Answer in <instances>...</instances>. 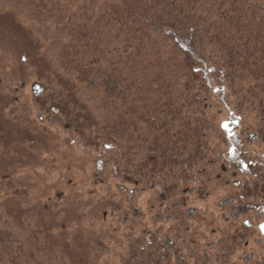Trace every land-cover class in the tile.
Segmentation results:
<instances>
[{
    "label": "trees",
    "instance_id": "1",
    "mask_svg": "<svg viewBox=\"0 0 264 264\" xmlns=\"http://www.w3.org/2000/svg\"><path fill=\"white\" fill-rule=\"evenodd\" d=\"M13 1L53 29L40 108L131 186V205L162 199L168 227L128 236L119 264H264V246L247 248L264 219V0ZM218 192L251 219L222 213L227 231L206 241L183 211ZM17 215L0 208V264H73L60 245L40 254Z\"/></svg>",
    "mask_w": 264,
    "mask_h": 264
},
{
    "label": "rangeland",
    "instance_id": "2",
    "mask_svg": "<svg viewBox=\"0 0 264 264\" xmlns=\"http://www.w3.org/2000/svg\"><path fill=\"white\" fill-rule=\"evenodd\" d=\"M30 26L41 32L37 45L30 43ZM52 31L48 24L31 22L30 13L15 1L0 0V208L18 214L16 228L38 245L40 254L46 256L60 245L73 264H119L128 236L144 229L161 235L168 227L166 220L157 222L162 199L158 191L146 190L131 205V186L119 182L111 168L97 165V150L87 151L69 139L53 121L50 105L40 108L48 73L40 55L54 47ZM82 99L93 103L87 96ZM218 114L215 124H225L227 112ZM222 168L229 175V169ZM216 196L204 202L189 200L183 211L206 241L228 229L221 217L228 208L218 207L226 194ZM136 214L138 219L131 222ZM211 214L217 219L210 220ZM260 219L254 223L257 234L247 245L250 252L264 246Z\"/></svg>",
    "mask_w": 264,
    "mask_h": 264
},
{
    "label": "flooded vegetation",
    "instance_id": "3",
    "mask_svg": "<svg viewBox=\"0 0 264 264\" xmlns=\"http://www.w3.org/2000/svg\"><path fill=\"white\" fill-rule=\"evenodd\" d=\"M228 200H230L229 204L226 203ZM219 203H218L219 207L223 208L224 206H226L228 208L229 218H234V217L242 218L243 220H245V224H248V221H246V220H249V218L251 219V217H249V211L248 210H243L242 208H239L236 205H234L233 204V199L231 197L226 198V200L223 201V203H224L223 205H219ZM262 223H264V221H261L258 224V230H259L260 224H262ZM259 232L261 233L260 230H259ZM261 234L264 236L263 233H261Z\"/></svg>",
    "mask_w": 264,
    "mask_h": 264
},
{
    "label": "water",
    "instance_id": "4",
    "mask_svg": "<svg viewBox=\"0 0 264 264\" xmlns=\"http://www.w3.org/2000/svg\"><path fill=\"white\" fill-rule=\"evenodd\" d=\"M226 203L229 204V203H230V200H228ZM223 204H224L223 202H220V203H219V205H223ZM191 213H192V212H191ZM259 230L261 231V233L264 234V223L260 224V226H259Z\"/></svg>",
    "mask_w": 264,
    "mask_h": 264
}]
</instances>
